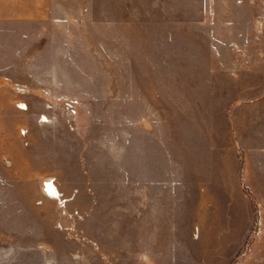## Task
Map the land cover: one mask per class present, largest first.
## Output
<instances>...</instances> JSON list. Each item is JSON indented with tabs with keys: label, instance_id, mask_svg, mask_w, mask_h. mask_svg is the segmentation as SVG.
<instances>
[{
	"label": "rangeland",
	"instance_id": "rangeland-1",
	"mask_svg": "<svg viewBox=\"0 0 264 264\" xmlns=\"http://www.w3.org/2000/svg\"><path fill=\"white\" fill-rule=\"evenodd\" d=\"M48 3L0 23V256L264 264V0Z\"/></svg>",
	"mask_w": 264,
	"mask_h": 264
},
{
	"label": "crops",
	"instance_id": "crops-1",
	"mask_svg": "<svg viewBox=\"0 0 264 264\" xmlns=\"http://www.w3.org/2000/svg\"><path fill=\"white\" fill-rule=\"evenodd\" d=\"M48 1L49 0H0V23L8 25L19 22L21 20L32 23H43V21L41 20L48 18L51 14L50 4L48 3ZM22 8L25 9L24 12H20L19 9ZM5 30L8 29L5 28ZM9 30L11 31L10 37H7L8 35H4V39H2L3 41L1 42V45L4 50L0 51V73L16 72L20 70L19 66L21 53L18 52V38H16L15 36L13 37V31L11 29ZM60 193V197L61 199H63L62 192L60 191ZM47 195L49 197L55 198L49 194ZM9 247L13 248V245H5L0 248ZM5 253H8V251H5ZM9 253L10 255H2L0 256V258H5L4 261L8 264H15V262L13 261V251L11 250L9 251Z\"/></svg>",
	"mask_w": 264,
	"mask_h": 264
},
{
	"label": "bare ground",
	"instance_id": "bare-ground-1",
	"mask_svg": "<svg viewBox=\"0 0 264 264\" xmlns=\"http://www.w3.org/2000/svg\"><path fill=\"white\" fill-rule=\"evenodd\" d=\"M44 119L47 120L48 119L47 116H45ZM45 190H46L47 194H49L53 197H60V192L52 181H47L45 183Z\"/></svg>",
	"mask_w": 264,
	"mask_h": 264
}]
</instances>
